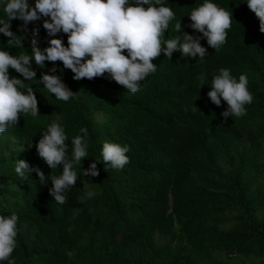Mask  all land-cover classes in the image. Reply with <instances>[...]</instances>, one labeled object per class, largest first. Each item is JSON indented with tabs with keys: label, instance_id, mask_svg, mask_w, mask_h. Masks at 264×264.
I'll list each match as a JSON object with an SVG mask.
<instances>
[{
	"label": "trees",
	"instance_id": "obj_1",
	"mask_svg": "<svg viewBox=\"0 0 264 264\" xmlns=\"http://www.w3.org/2000/svg\"><path fill=\"white\" fill-rule=\"evenodd\" d=\"M214 2L232 12L221 49L201 38L204 61L179 51L170 58L161 54L152 61L157 72L135 94L104 76L74 80L60 61L55 74L75 99L59 101L43 85H31L39 115H21L17 126L0 134V214L19 217L14 264H264V33L246 0ZM202 3L167 0L176 19L165 38L180 35L173 27L179 20L183 32L202 37L188 27L187 16ZM10 23L25 37L24 49L9 48L2 34L0 48L30 53L33 26L40 29L38 47L47 46L42 21L29 24L28 32L18 30L21 21ZM57 38L67 44L66 34ZM52 67L33 64L36 78ZM221 68L237 79L248 76L253 102L242 117L225 119L226 103L216 106L207 96ZM9 74L22 79L12 69ZM57 117L69 154L81 127L89 141L64 205L51 197L50 180L43 185L35 172L26 179L14 173L15 160L23 159L46 176L59 175L62 167L51 170L35 148ZM104 142L127 144L129 163L115 170L97 162V176L80 175L81 167L101 159ZM88 191L95 193L90 199Z\"/></svg>",
	"mask_w": 264,
	"mask_h": 264
},
{
	"label": "clouds",
	"instance_id": "obj_2",
	"mask_svg": "<svg viewBox=\"0 0 264 264\" xmlns=\"http://www.w3.org/2000/svg\"><path fill=\"white\" fill-rule=\"evenodd\" d=\"M245 3L258 18L259 30L264 33V0H246ZM166 4L167 0H34L31 4L29 0H0V13H3L0 34L8 38L9 48L24 49L25 37L17 36L11 30L10 22L14 19L22 22L18 30L23 32L29 31V24L42 21L41 27L50 38L46 47H38L40 29L33 26L30 53L24 51L13 55L8 49L0 48V134L17 126L21 115L32 118L39 115L32 84L43 85L46 92L54 94L59 101L76 98V93L62 82L61 75L55 74L57 61L62 62L63 69L73 73L74 80L104 76L123 86L128 93L135 94L140 90L141 82L157 72V65L152 61L161 54L170 58L174 51H179L182 57L204 61L208 53L200 43L201 38H205L207 45L215 51L226 43L233 21L232 12L218 6L214 0H203L187 15L191 21L188 27L202 37L183 32L179 20L173 27L180 35L166 39L165 33L176 19L175 12ZM58 33L66 34V45L57 38ZM45 61L52 62L53 67L37 79L33 64L43 69ZM9 69L22 79L10 76ZM248 84L246 74H240L237 79L229 69L221 68L219 74L212 77L207 96L216 106L222 101L226 103L222 117L239 118L246 115L245 106L253 102ZM79 133L71 139L69 154L66 143L69 137L57 117L42 132L35 148L51 170L60 166L62 171L59 175L46 176L38 167L30 168L25 160L16 159L15 175L26 179L35 172L43 185L50 180L51 197L56 204L64 205L67 191L80 178L75 166H82V160L88 157V129L81 127ZM129 151L127 144L104 142L101 159H93L87 169L81 167L80 175L97 176V162L121 170L129 163ZM94 195L93 191L86 193L89 199ZM18 221L15 212L0 214V264H14L12 253L20 231Z\"/></svg>",
	"mask_w": 264,
	"mask_h": 264
}]
</instances>
